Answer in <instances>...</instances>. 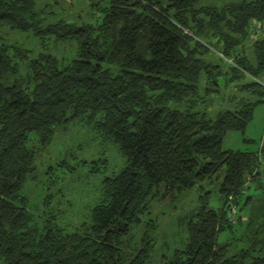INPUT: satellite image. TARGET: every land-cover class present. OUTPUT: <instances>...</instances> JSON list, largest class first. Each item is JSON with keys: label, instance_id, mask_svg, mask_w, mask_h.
Instances as JSON below:
<instances>
[{"label": "trees", "instance_id": "obj_1", "mask_svg": "<svg viewBox=\"0 0 264 264\" xmlns=\"http://www.w3.org/2000/svg\"><path fill=\"white\" fill-rule=\"evenodd\" d=\"M199 2L95 0L94 24L46 25L37 0H0V30L30 29L78 48L68 62L50 52L33 58L0 35V264H264V218L242 211L251 182L264 193L261 153L222 147L229 131L246 132L264 102V0ZM246 75L251 82L241 87L258 99L243 98L213 119L197 109L208 93ZM79 118L127 159L101 180L89 221L70 230L57 214L29 207L21 188L35 167L31 134L46 146L60 126ZM204 182H218L220 204L210 205L206 189L185 222L183 247L153 261L146 234L129 251L152 198H178ZM236 223L248 229L247 245L229 253L219 236Z\"/></svg>", "mask_w": 264, "mask_h": 264}, {"label": "rangeland", "instance_id": "obj_2", "mask_svg": "<svg viewBox=\"0 0 264 264\" xmlns=\"http://www.w3.org/2000/svg\"><path fill=\"white\" fill-rule=\"evenodd\" d=\"M94 1L37 0L36 7L44 11L42 17L46 25L60 19L76 24L84 22L94 24L100 13ZM228 2L231 0H200L199 4L220 7ZM1 27L0 35L7 43L28 49L29 55L33 58L40 52H50L68 62L77 53L78 48L74 40L55 41L53 35L35 34L30 29L21 30L10 25ZM254 39L256 38L251 36L245 44L250 54ZM209 56L217 57L215 52ZM259 81L264 84V78ZM247 82H251V78L246 75L240 81L221 84L218 90L206 95V100L198 104L197 109L204 111L207 117L213 119L226 109H235L243 98L258 99L259 95L241 87ZM178 105L183 106L184 103ZM253 117L245 133L240 130L229 131L223 138L222 147L261 153L259 174L264 185V102L258 104ZM31 138L29 146L35 149V167L21 188V192L27 197L28 206L37 212L57 214L59 223L67 229L80 228L83 222L89 221L92 207L100 200L101 180L105 176L120 172L127 158L115 142L104 137L86 118L64 123L46 146L40 145L35 133L31 134ZM249 186L245 196L250 195L252 199L244 206L240 202L242 211L244 215L253 214L255 220L261 221L264 218L263 188H258L254 182ZM218 188V182L216 184L204 182L183 191L178 198L171 196L166 199L152 198L141 223L131 232L129 251L139 246L146 234L153 238V261H159L162 253H170L175 248L183 247L188 236L186 220L201 203V196L206 189H211L208 195L210 205L217 208L220 204ZM235 218L230 221L235 223ZM150 222L153 225L157 224L154 230ZM236 225L233 231L226 229L219 236L220 242L229 244V253H235L241 246L247 245L248 229L242 224Z\"/></svg>", "mask_w": 264, "mask_h": 264}, {"label": "built area", "instance_id": "obj_3", "mask_svg": "<svg viewBox=\"0 0 264 264\" xmlns=\"http://www.w3.org/2000/svg\"><path fill=\"white\" fill-rule=\"evenodd\" d=\"M230 210H231V219L230 220H233L234 219V217H233V214H236L237 213V210H236V208H235V206L234 205H231L230 206Z\"/></svg>", "mask_w": 264, "mask_h": 264}]
</instances>
